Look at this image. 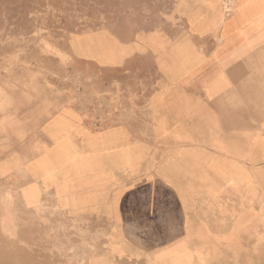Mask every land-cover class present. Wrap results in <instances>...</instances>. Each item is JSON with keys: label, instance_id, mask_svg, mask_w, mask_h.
I'll use <instances>...</instances> for the list:
<instances>
[{"label": "rangeland", "instance_id": "374dc122", "mask_svg": "<svg viewBox=\"0 0 264 264\" xmlns=\"http://www.w3.org/2000/svg\"><path fill=\"white\" fill-rule=\"evenodd\" d=\"M189 3L0 0V264H173L118 226L119 209L151 205L158 186L177 218L189 204L198 227L221 219L222 165L190 173L194 133L173 112L204 54L189 51ZM197 135L198 155L219 154ZM254 185L245 210L263 236L264 179Z\"/></svg>", "mask_w": 264, "mask_h": 264}, {"label": "crops", "instance_id": "0c3cea01", "mask_svg": "<svg viewBox=\"0 0 264 264\" xmlns=\"http://www.w3.org/2000/svg\"><path fill=\"white\" fill-rule=\"evenodd\" d=\"M189 1V51L204 54L190 58L187 89L173 97V112L188 117L187 129L179 132L195 135L183 157L190 173L200 171L197 164L204 169L222 165L217 176L226 188L221 219L205 220L198 227L189 204L188 218H177L180 204L167 203L165 189L158 186L151 205L121 207L118 226L132 249L168 259L171 254L173 264H185L179 261L185 258L186 264H264L260 221L250 219V210H245L247 199L255 196L254 183L264 179V0ZM197 133L204 137L199 146L220 149L219 154L198 155ZM228 179L236 181L235 191ZM214 245H223L218 257L209 255Z\"/></svg>", "mask_w": 264, "mask_h": 264}]
</instances>
